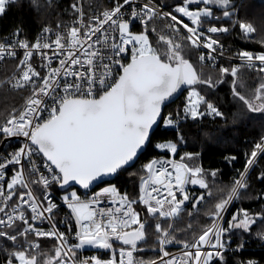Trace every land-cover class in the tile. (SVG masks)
I'll use <instances>...</instances> for the list:
<instances>
[{
	"label": "snow or ice",
	"instance_id": "6c2138e0",
	"mask_svg": "<svg viewBox=\"0 0 264 264\" xmlns=\"http://www.w3.org/2000/svg\"><path fill=\"white\" fill-rule=\"evenodd\" d=\"M15 2L0 0V17ZM31 3L40 10L39 0ZM46 7H59V0H46ZM69 8L76 19L66 31H60L65 26L58 21L55 30L43 27V42L20 38L21 28L13 30L11 39L0 42V61L17 60L18 50L22 52L17 72L0 86L29 92L24 105L13 109L0 124L4 138H25L17 150L0 157V264H229V255L235 264H264V256L236 258L245 251L243 234L251 233L264 242V207L256 212L237 208L225 219L229 208L242 198L264 205V190L256 195L250 192L252 172L264 157V134L245 153L243 171L233 178L228 193L206 213L208 223L198 236L191 224L187 230H178L169 223L189 208V216L199 211L198 206L212 197L207 177L215 182L219 171L193 165L191 161L199 153L179 155L187 143L181 132L184 125L189 121L199 124L206 118L227 119L213 97L228 78L230 95L244 106L245 114L264 116V82L252 96L237 86L242 68L264 76V50H241L234 57H225L224 45L213 38L238 28L250 39L257 28L239 19L233 0H178L175 5L164 0H113L108 9L87 20L80 0ZM214 8L230 27L216 26L221 16L214 14ZM136 23L140 31L133 30ZM158 24L163 28L158 30ZM260 43L264 46V39ZM186 46L209 51L207 56L201 53L194 64L185 53ZM217 52L230 66L219 65V74L213 79L203 67L207 61L217 67ZM34 53L44 57L40 66L44 75L33 67ZM233 59L239 63L231 64ZM240 84L243 86L242 81ZM184 92L183 105L175 113L162 115L167 103ZM239 117L240 113H233L234 120ZM158 123L176 131L177 136L153 145V128ZM153 146L171 158H153L142 166L138 199H130L115 185L91 191L95 184L106 182L105 178L133 168L139 155ZM254 180L264 183V168H259ZM72 184L84 190L83 197L70 190ZM189 186L208 191L192 197ZM53 190L63 193L60 203L53 199ZM106 197L114 207H100ZM137 204L144 206V220L134 207ZM61 205L68 210L62 223L72 235L71 244L67 233L53 221ZM149 218L153 223H148ZM45 221L52 225L49 230L37 226ZM148 229L154 231L158 250L155 259L145 260L137 254L147 243ZM178 231L192 239L178 237ZM234 234L241 239L232 247ZM41 238L58 242L53 254L42 252ZM170 245H179L180 255H173ZM87 246L106 250L110 256H79Z\"/></svg>",
	"mask_w": 264,
	"mask_h": 264
},
{
	"label": "trees",
	"instance_id": "16d2710c",
	"mask_svg": "<svg viewBox=\"0 0 264 264\" xmlns=\"http://www.w3.org/2000/svg\"><path fill=\"white\" fill-rule=\"evenodd\" d=\"M39 2L41 5L39 11L33 8L31 0H16L15 3H12L6 15L0 17V40H5L8 36H11L14 29L21 28L20 38H27L30 41H34L43 26H53L58 21L64 23L72 21L75 18L72 10L69 8L70 3L74 2V0H59V7L55 9L47 8L46 0H39ZM164 2L168 5H175L178 3V0H164ZM233 2L238 10L239 19L251 22L257 28V32L250 39H245L240 31L235 29L228 34L221 35L220 38L230 45H240L255 51L264 50V46L260 43L264 39V0H233ZM81 3L83 4L85 13L92 15L110 7L113 4V0H81ZM213 11L214 14L222 16V13L215 8ZM213 23L216 22L213 21ZM217 24H224L230 27V22L227 19H223V17ZM157 28L159 30L163 28V25L158 24ZM161 34L167 35L166 32H162ZM180 38H183V32H181ZM185 53L196 64L199 56L198 50L186 46ZM17 62V60H12L5 63L3 69L0 70V82H4L9 74L15 70ZM203 71L204 73H211L213 79L219 74L218 68L214 67L204 66ZM240 81L243 82V86H241ZM230 82L231 78H228L227 82L216 90L215 96L213 97L215 102L221 106L222 111L226 113V120L217 118L215 121H212L211 118H206L199 124H193L189 121L181 129V132L185 134L187 143L179 155H182L183 152L199 153V158L191 161L193 165H202L206 171L219 170L215 182L210 176L207 177L212 197L206 199V202H202L198 206L199 211H193V214L189 216L188 211H191L189 208L187 211L181 213L179 219L169 221L178 230H187V226L191 224L197 236L208 223L206 213L211 210L220 197L228 193L233 178L237 177L239 172L243 171L246 161L245 153H250L254 147V143L264 134V127H262L264 125V116L260 114H245L246 110L244 106L234 101L230 95ZM262 82H264V76H261L258 72L242 69L237 86L238 90H241L243 94L252 96L259 83ZM28 94V91H11L7 88L6 84L0 86V121L9 118V114L13 109H17L19 106L21 107L25 103V97ZM186 94L185 92L177 101L168 105L165 109L164 116H167L168 113H175L183 105ZM233 113H240V117L234 120ZM202 130L207 131L209 136L205 137ZM176 136V131L161 124L152 135L153 145L163 140H171ZM19 143L20 141L16 140L8 142L4 151L19 145ZM163 156L170 157V154L161 152L154 146L149 147L139 157L133 168H130L127 172L121 171L117 173L115 179L111 182L116 184L118 189L125 190L131 199L136 200L138 199L139 193V178L143 174L141 171L142 166L153 158L158 159ZM231 156H235L236 159H228ZM178 158L179 156H177ZM259 168H264V157L260 158ZM259 168L252 172V180L250 181V192L252 195H256L264 190V183H258L254 180ZM131 173H135V175ZM75 189L82 194L84 193L78 188ZM207 191L200 189L198 186H189V192L192 197H196L201 192ZM135 207L140 212L141 219L144 220L146 216L144 206L137 204ZM241 207L247 208L250 212H256L261 207H264V205L258 200L242 198L230 207L226 219H229L231 213ZM148 223H153L151 218H149ZM164 226L167 227V224ZM255 230L256 228L253 226V232ZM188 232H191V230H188ZM176 234L178 237L183 236L186 239H192V236L185 232L178 231ZM240 239V234H234L232 236V247H235ZM243 239L246 241L245 251L240 257H236L237 259L260 258L264 256V242L258 236L245 233L243 234ZM40 244L42 252L47 254H53L57 246V242L51 238L40 239ZM141 247L143 251L139 252L137 254L138 256H142L145 260L155 259L157 257L158 246L153 229H148L147 243L142 244ZM168 250L172 252L181 250V248L179 245H170L168 246ZM228 260L229 264H235L232 255L228 256Z\"/></svg>",
	"mask_w": 264,
	"mask_h": 264
},
{
	"label": "built area",
	"instance_id": "2783aa9c",
	"mask_svg": "<svg viewBox=\"0 0 264 264\" xmlns=\"http://www.w3.org/2000/svg\"><path fill=\"white\" fill-rule=\"evenodd\" d=\"M108 8H109V7H108ZM108 8H106V9H108ZM106 9H104V10H106ZM104 10H102V11H100V12H97V13H95V14H100V13H102ZM85 14H86V13H85ZM92 15H93V14H92ZM88 16H90V15H87V14L85 15V20H87ZM75 19H76V17H75L72 21H67V22L62 23L65 27H62V28L60 29V31H62V32H63V31H66L68 27H70V26L73 25V22H74ZM186 22H187V21H186ZM45 26H51L54 30H55V28H56V25H53V26H52V25H45ZM45 26H43V27H45ZM208 26H210V25H208V24H205V25H204V27H208ZM216 26H218V25H216ZM43 27L40 29V31H39V33H38V35H37V37H36V39H35L34 41H30V40H28L30 43H35V41H36L38 38L43 42V40L45 39V37L41 34V33H42V29H43ZM133 30H134V31H140V30H141V26H140V24H139V23H136V24L134 25V27H133ZM182 32H183V30H182ZM221 35H223V34H214V35H213V38L218 39V40L220 41V44L224 45V47H225V53H224L225 57H229V56H233V57H234L235 54H236L237 52L241 51V50H248V51H253V52H259V51H255V50L247 49V48L242 47V46H240V45H235V44L230 45L229 43L223 41V40L220 38ZM11 38H12V35L7 37V39H11ZM52 39H54V36L52 37ZM5 41H6V39H5V40H0V42H5ZM214 47H215V46H214ZM197 50H198V52H199V55H200L201 53H203V54H205V56H207V53H208V51H209V50H207V49H203V48H201V49H197ZM46 51H47V50H46ZM48 55H49V56L52 55L51 51H48ZM214 55H217V56H218V52H217V53H214ZM21 57H22V52H21L20 50H18L17 61H18V59L21 58ZM12 60H13V59H6L5 61H0V70L3 69V67H4V65H5V63H6L7 61H12ZM43 61H44V57H43L41 54H39V53H34V55H33V57H32V64H33V67H35V68L37 69V71H41V74H42V75L45 74V73H44V70H42L41 67H40ZM237 63H239V61H237V60H235V59H233V60L231 61V64H237ZM219 65L230 66V62H229L228 59L221 58V57L218 56V63H217V67H215V68H218ZM53 66H54V67H55V66H58V63H57V62H54V63H53ZM204 66L212 67V66H211V61H207V62L204 64ZM242 69H247V68H242ZM247 70H249V69H247ZM250 71H251V70H250ZM16 72H17V64H16V68H15V70L9 74V76L6 78L5 81H8L9 78H11V77L13 76V74L16 73ZM6 86H7V88L10 89L11 91H28V90H14V89H12L11 87H9L7 84H6ZM23 105H24V104H23ZM23 105H22V106H23ZM4 122H5V121H4ZM4 122H2V123H0V124H3ZM1 136H2V135H0V137H1ZM2 137H3V136H2ZM16 141H20L19 145L15 146V147H13V148L7 150V151H4V150H3L2 152H0V157H6V156H8L11 152L17 150V149L21 146V144L24 143L25 138L22 137L21 139H18V140H16ZM166 158H171V157L163 156V157H160V158H158V159H166ZM10 175H11V170L7 173L6 178L10 177ZM118 190H119L121 193L126 192L125 190H120V189H118ZM33 191H35V188L33 189ZM91 191L96 192V191H100V190H98V189L96 188V189L91 190ZM83 192H84V191H83ZM83 194H84V193H83ZM127 194H128V193H127ZM61 195H62V192L53 190V199L55 200V202L60 203ZM128 196H129V195H128ZM82 197H83V195H82ZM129 198H130V197H129ZM13 199H15V197H14ZM130 199H131V198H130ZM114 206H115V205H113V204L111 203L110 199L107 198V197L104 198L103 203L100 204V207H102V208H110V207H114ZM134 207H135V205H134ZM135 209H136V207H135ZM67 211H68V210H67L63 205H61V207H60V209H59V212H57L55 215H53V221L55 222V226L58 227V228L60 229V231H65L66 233H67V229H66L64 223H62V221H65V220L67 219V215H66ZM136 211H137V210H136ZM37 226H41V227H43L44 230H49V228L52 227V225H49L47 221L43 222L42 225L40 224V222H37ZM67 235H68V243H69V244L73 243L74 241H73V239H72V235H71V233H67ZM29 239L31 240V239H33V238H32L31 236H29ZM41 239H42V238H41ZM39 242H40V240H39ZM57 243H58V242H57ZM7 246L10 248V244H8ZM114 246H116V245H114ZM171 253H172L173 255H180L181 250L172 251ZM78 255L81 256V257H88V256H92V255H103L104 258H108V256H110V252H108V251H106V250H87V249H82V250H80V252L78 253ZM166 259H167V258H166Z\"/></svg>",
	"mask_w": 264,
	"mask_h": 264
},
{
	"label": "water",
	"instance_id": "95a60500",
	"mask_svg": "<svg viewBox=\"0 0 264 264\" xmlns=\"http://www.w3.org/2000/svg\"><path fill=\"white\" fill-rule=\"evenodd\" d=\"M184 93H185V92H184ZM184 93H183V94H184ZM183 94H182V95H183ZM182 95H179V97H178L177 99L168 102L167 105H166V107H167L168 105L174 103L175 101H177ZM166 107H165V109H166ZM165 109H164V111L162 112V115H164V113H165ZM160 125H161V124L158 123L156 126H154V128H153V133H154V131H155ZM153 133H152V135H153ZM21 138H22V137L4 138V139L2 140V142L0 143V152L3 151V149L5 148L7 142H9V141H14V140H18V139H21ZM144 152H145V151H143L142 154H143ZM142 154H141V155H142ZM141 155H139V157H140ZM139 157H138V159H139ZM116 175H117V174H115V175L112 176V177L105 178L106 182H100V183L95 184L94 187L92 188V190L98 188L100 185H102V184H104V183H107V182H111V181H113V180L115 179ZM71 188H78V189L84 191L79 185H76V184H72Z\"/></svg>",
	"mask_w": 264,
	"mask_h": 264
},
{
	"label": "rangeland",
	"instance_id": "374dc122",
	"mask_svg": "<svg viewBox=\"0 0 264 264\" xmlns=\"http://www.w3.org/2000/svg\"><path fill=\"white\" fill-rule=\"evenodd\" d=\"M80 3H81V0H80ZM201 7H203V5H201ZM216 15V14H215ZM216 16H221V15H216ZM221 19H222V16H221ZM223 19H225V18H223ZM233 19H235V18H233ZM216 25H218V27L219 26H221V24H217L216 23ZM223 26H227V25H224V24H222ZM238 29V28H237ZM239 30V29H238ZM240 31V30H239ZM242 35V34H241ZM253 35V34H252ZM243 36V35H242ZM6 80V79H5ZM4 80V81H5ZM10 90V89H9ZM187 95V94H186ZM22 107V106H21ZM20 106L17 108V109H19V108H21ZM4 121H6V120H4ZM4 121H0V123H2V122H4ZM164 126V125H163ZM4 139V137H0V143L2 142V140ZM10 142V141H9ZM8 143V142H7ZM4 150V149H3ZM109 185H115L116 187H117V185L116 184H114L113 182H107V183H104V184H102V185H100L97 189L98 190H102V188H104V187H106V186H109ZM117 189H118V187H117ZM70 190H75V191H77L78 192V194H80L81 196L83 195L82 193H80L77 189H75V188H72V189H70ZM63 194V193H62ZM230 209V208H229ZM227 216V215H226ZM225 219H226V217H225ZM85 249H87V250H98V249H95V248H92V247H90V246H87Z\"/></svg>",
	"mask_w": 264,
	"mask_h": 264
}]
</instances>
